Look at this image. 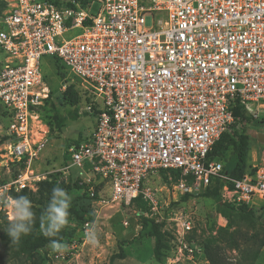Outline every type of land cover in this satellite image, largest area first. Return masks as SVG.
<instances>
[{
	"label": "built area",
	"instance_id": "obj_1",
	"mask_svg": "<svg viewBox=\"0 0 264 264\" xmlns=\"http://www.w3.org/2000/svg\"><path fill=\"white\" fill-rule=\"evenodd\" d=\"M2 1L0 106L10 141L1 156L18 173L6 183L0 176V195L36 191L45 179L34 164L48 142L40 108L53 96L43 69L50 57L90 98L77 109L95 127L69 146L66 170L91 176L83 186L92 198L97 179L107 190L104 204L142 197L156 209L151 179L173 170L195 190L215 178L231 183L224 202L264 207V163L235 180L209 160L222 135L239 127L237 106L253 120L264 110V0ZM0 214L11 220L4 199Z\"/></svg>",
	"mask_w": 264,
	"mask_h": 264
},
{
	"label": "rangeland",
	"instance_id": "obj_2",
	"mask_svg": "<svg viewBox=\"0 0 264 264\" xmlns=\"http://www.w3.org/2000/svg\"><path fill=\"white\" fill-rule=\"evenodd\" d=\"M74 1L67 0L71 4ZM98 7L96 3L93 12ZM2 8L0 3V26ZM147 25L151 26L149 17ZM43 69L54 100L61 102V87L65 84L73 86L74 93L83 99L81 82L52 58H45ZM47 111L41 113V121L49 129L47 147L34 168L45 177L41 182H52L66 191L72 187L69 225L52 238L45 237L40 228L39 236L45 245L32 251L21 252L0 243V264H212V259L216 264H264V210L255 208L253 217L226 214L217 201L202 197L204 190H195L192 180L180 174L167 171L163 174L168 181L162 180V173L151 179V187L157 188L156 209L145 201L119 206L83 196L84 182L91 176L77 167L66 170L70 161L68 148L71 143L90 136L95 120L91 116L72 120L73 110L63 106L60 112L68 119L59 130L55 124L50 126ZM260 114L259 120L244 121L238 128L248 139L249 167L264 163V143L259 140V135L264 134V110ZM8 127V120L0 110V176L4 183L17 170L12 165L4 167L7 159L1 156L3 145L10 141ZM230 152L231 147L227 146L218 160L225 164ZM187 193L191 197L182 202ZM221 197L224 202L223 194ZM186 221L190 222L191 231L184 229L182 223ZM90 226L95 230V244L85 239ZM52 239L59 240L66 248L53 251ZM158 240L159 255L155 252ZM72 241L77 243L75 248Z\"/></svg>",
	"mask_w": 264,
	"mask_h": 264
},
{
	"label": "trees",
	"instance_id": "obj_3",
	"mask_svg": "<svg viewBox=\"0 0 264 264\" xmlns=\"http://www.w3.org/2000/svg\"><path fill=\"white\" fill-rule=\"evenodd\" d=\"M52 1L60 4L59 0H52ZM79 1L81 2L82 0ZM88 2L89 0L86 2L84 0L81 2V4L85 7L88 5ZM0 3H2V7H3L2 9L4 11L6 7L5 2H0ZM60 95H61L60 103L54 100V97L52 96V98L47 100L46 104L40 108V113H42V110H48L47 117L49 119L50 126H53L55 124L59 130L65 127V123L67 122L68 119L61 114L60 107L64 106L71 108L73 110V113L72 114L70 113V117L72 120H75L80 117L78 114L77 106L90 102V98L87 97L86 94H83L84 95L83 99H79L78 96L74 93V87L71 85L68 86L67 90L61 93ZM0 110L2 111V114L5 117L6 113L3 111V108L1 106H0ZM234 114L238 119L235 126H240L241 123H244V121L251 122L253 120L252 118L248 117L246 115V112L243 110V108L239 106L235 108ZM238 128L239 127L233 129L232 132H227L223 134L220 140L215 144L212 152L209 154V160L221 162L218 160V158H220V154H222L225 151L227 146H230L231 152L229 154L228 161L225 164H223L224 173H227L228 176H230V178L235 180L242 179L247 172L254 171L252 167L248 166V162H247L248 139L243 134L242 131H239ZM82 140L84 139L81 138L78 142L75 141L74 143H71L70 146L73 144H78ZM14 167H16L17 170L14 173L13 177H15L18 173V167L17 166ZM167 171H171L175 174H180L179 172L173 170H161L160 174L162 173V175H164L162 180L168 181V177L165 176V174H163L166 173ZM97 181L98 180L95 179V185L97 189V193L95 197L92 198L87 192L84 191L86 189V186H83L82 188L83 196L95 200H100L106 196L105 192L103 193L104 184L103 183L97 184ZM37 186L38 189L36 191H31L26 189L18 193L11 192V195L13 197L27 195L31 199L33 205V211L36 214V220L32 228V231L27 235L21 236L18 243H13L6 231V227L9 221L4 215L0 214V243L2 245H10L11 248L19 250L21 252L32 251L39 246L45 245V241L42 240V236H39V232H38L41 228L40 217L44 213L49 203L52 189L56 186L52 182H48V181L39 182ZM226 188L232 189L233 185L229 182H225L221 179L215 178L211 181L210 186L206 190H204L201 196L204 198H210L217 201L221 205L222 209L226 214L239 213L242 215L253 217L255 215L253 212L255 208L249 206H235L233 204H229L227 202L222 201L221 196ZM71 189L72 187L69 186L66 192L69 194ZM190 197L191 194L187 193L185 196L182 197V202H187ZM142 201L144 200L142 197H140L137 200H135L133 203H138ZM260 209L264 210V207H261ZM62 241H65V239L62 238ZM234 248L237 249L236 247ZM155 252L158 255L160 254L159 240ZM122 255L124 256V254ZM212 264H216L214 259H212Z\"/></svg>",
	"mask_w": 264,
	"mask_h": 264
},
{
	"label": "clouds",
	"instance_id": "obj_4",
	"mask_svg": "<svg viewBox=\"0 0 264 264\" xmlns=\"http://www.w3.org/2000/svg\"><path fill=\"white\" fill-rule=\"evenodd\" d=\"M0 199H4L12 209V217L7 224L6 231L11 241L18 243L21 236L29 234L34 226L36 214L33 211L32 201L27 195L16 197L0 195ZM71 199L65 189L59 186L52 189L49 203L40 217V227L45 237H56L62 229L69 225ZM85 239L91 244L97 243L93 227L90 226L85 231ZM50 247L53 251H62L66 245L57 239H52Z\"/></svg>",
	"mask_w": 264,
	"mask_h": 264
},
{
	"label": "water",
	"instance_id": "obj_5",
	"mask_svg": "<svg viewBox=\"0 0 264 264\" xmlns=\"http://www.w3.org/2000/svg\"><path fill=\"white\" fill-rule=\"evenodd\" d=\"M259 140L264 143V134L259 135Z\"/></svg>",
	"mask_w": 264,
	"mask_h": 264
},
{
	"label": "crops",
	"instance_id": "obj_6",
	"mask_svg": "<svg viewBox=\"0 0 264 264\" xmlns=\"http://www.w3.org/2000/svg\"><path fill=\"white\" fill-rule=\"evenodd\" d=\"M91 135V134H90Z\"/></svg>",
	"mask_w": 264,
	"mask_h": 264
}]
</instances>
